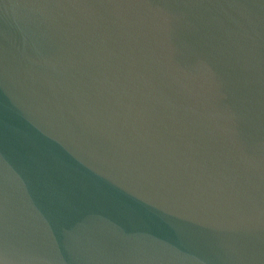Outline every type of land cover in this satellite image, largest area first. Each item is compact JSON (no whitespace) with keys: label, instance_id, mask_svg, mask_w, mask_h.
I'll return each mask as SVG.
<instances>
[{"label":"water","instance_id":"95a60500","mask_svg":"<svg viewBox=\"0 0 264 264\" xmlns=\"http://www.w3.org/2000/svg\"><path fill=\"white\" fill-rule=\"evenodd\" d=\"M0 264H264V0H0Z\"/></svg>","mask_w":264,"mask_h":264}]
</instances>
